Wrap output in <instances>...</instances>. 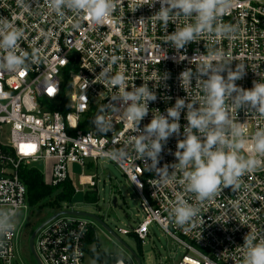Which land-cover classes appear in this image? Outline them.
<instances>
[{
  "label": "built area",
  "instance_id": "2783aa9c",
  "mask_svg": "<svg viewBox=\"0 0 264 264\" xmlns=\"http://www.w3.org/2000/svg\"><path fill=\"white\" fill-rule=\"evenodd\" d=\"M145 2L132 11L140 0H117L112 15L96 24L86 14L67 9L59 17L47 0H24L27 10L17 0H0V18L24 31L19 50L35 53L23 71H0V93L6 94L0 95V212L14 213V228L0 234V264H20L17 243L25 230L21 214L29 210L21 171L35 169L46 186L56 187L70 181L69 167L75 165L81 170L79 185L93 188L95 177L83 173L99 160L117 165L140 198L142 220L129 230L118 229V234L133 235L143 244L155 224L186 252L176 264H244L245 236L249 233L257 242L264 239V166L242 176L238 189L222 188L212 199L200 202L198 216L180 227L170 216L177 199L197 203L180 183L182 173L176 170L169 183H158L154 170L145 165L151 161L139 159L127 143L134 132L111 109L113 132L97 135L92 124L101 106L117 103L111 98L120 89L109 78L118 73L125 77L128 90L147 83L156 93L141 129L150 123L155 110L167 115L178 98L186 103L199 98L195 79L189 97L180 74L186 69L195 71L215 51L222 53L223 62H231L233 70L237 64L245 65L244 75L236 81L239 87L251 89L254 81L264 82V0H232V7L222 16L224 23L237 26L231 38L204 34L182 49L165 42L167 34L191 21L181 16L165 27L153 16L160 9L158 0L152 5L151 0ZM102 68L109 78L100 75ZM186 112L181 111L180 132L164 144L157 167L178 162L175 152L178 141L184 139ZM230 112L244 127L248 143L241 154L247 156L252 135L264 128V116L243 108H230ZM125 147L128 159L109 158V152ZM92 225L84 218L61 216L43 227L33 244L39 264H84Z\"/></svg>",
  "mask_w": 264,
  "mask_h": 264
},
{
  "label": "clouds",
  "instance_id": "9594fccd",
  "mask_svg": "<svg viewBox=\"0 0 264 264\" xmlns=\"http://www.w3.org/2000/svg\"><path fill=\"white\" fill-rule=\"evenodd\" d=\"M26 10L29 5L24 0H17ZM157 0H151L154 4ZM160 9L155 16L165 27L169 21L183 16L186 23L167 34L165 42L176 49H182L190 42H195L204 34L231 38L237 26L224 23L222 16L232 7V0H158ZM48 6L57 16L63 17L65 9L77 14L83 13L96 24H103L115 11L117 0H47ZM145 0L135 5L132 11L145 5ZM143 19V18H141ZM23 29L16 27L7 18H0V71L9 73L21 72L28 68L35 53L19 50V42L23 39ZM215 59L216 63L212 60ZM231 62L222 61V53H210L208 59L197 65L195 71L186 69L180 74L181 85L188 93L195 79L199 90V98L186 103L178 98L175 105L167 109V115L159 110L153 112L150 123L140 128L142 119L148 114V104L157 99L155 91L147 83L128 90L123 74L108 76L102 68L101 76L109 78L110 83L118 86L120 91L110 103L101 106L92 124L97 135L106 137L113 132L115 125L109 117V109L123 117L134 135L127 142L141 160H150L145 164L154 170L158 183L167 184L179 170L185 190L194 194L196 204L185 199H177L171 209L172 221L180 227L190 224L199 214L198 204L212 199L222 188L238 189L241 177L246 173L264 166V128H258L251 137L249 155L241 154L248 140L244 134L242 123L236 122L230 108H241L255 111L264 116V82L254 81L251 89H243L236 84L245 73V65L237 64L235 70ZM226 72L225 77L222 73ZM162 77L161 79H163ZM0 95H6L0 93ZM190 97V96H189ZM117 104L119 106H117ZM199 105L198 107L196 105ZM187 109L188 124L184 127V139L177 143L175 157L177 163L157 167L164 144L173 134H179L181 111ZM106 113L107 115H104ZM254 153V154H253ZM110 159L120 162L128 159L127 147L115 149L108 153ZM169 167L173 171H169ZM156 187L157 185H153ZM14 213L0 212V234L14 228ZM243 247L246 249L244 264H264V239L257 242L256 237L247 234Z\"/></svg>",
  "mask_w": 264,
  "mask_h": 264
},
{
  "label": "rangeland",
  "instance_id": "374dc122",
  "mask_svg": "<svg viewBox=\"0 0 264 264\" xmlns=\"http://www.w3.org/2000/svg\"><path fill=\"white\" fill-rule=\"evenodd\" d=\"M36 168L40 169V166ZM69 168V180L74 188V195L68 205L61 204L59 206L58 212L68 207L74 211L93 215L100 219L108 230L123 243L122 245L106 229L87 219L93 224L96 242L88 245V253L84 264H95L91 259V254L95 253L98 248L106 254L119 256L125 264H136L125 247L139 256L141 264H176L185 255L186 252L183 248L173 238L164 234L155 224L149 227L150 237L141 244L140 249L135 238L118 234V229L129 230L135 226V223L140 222L142 213L139 207V195L134 191L117 165L110 161L99 160L96 167L87 166L83 174L95 177L93 188L79 185L80 168L75 165ZM86 192L95 195L94 202L84 200ZM53 196V194L50 195L39 206H29V210L21 214V218L24 219L25 230L17 243V255L20 264H37L28 249L27 227L32 220L38 219L39 215H43L39 222L43 221L44 214H48L49 210L41 207V205L43 206ZM139 251L141 255H139Z\"/></svg>",
  "mask_w": 264,
  "mask_h": 264
},
{
  "label": "trees",
  "instance_id": "16d2710c",
  "mask_svg": "<svg viewBox=\"0 0 264 264\" xmlns=\"http://www.w3.org/2000/svg\"><path fill=\"white\" fill-rule=\"evenodd\" d=\"M20 178L25 184L27 191H28V204L30 207L39 206V204L46 200L50 195H54L52 198L48 199L46 203L41 207L47 208L48 214H44L45 218L42 222H39L41 217L43 215H39L38 219L32 220L28 227H27V236L30 237V235L33 233L35 229H37L43 222H45L51 215L58 212V208L61 204H69L73 195H74V188L72 186V183L70 181H65L61 184H59L56 187H49L46 186L43 183V178L41 174L35 170V169H24L20 173ZM84 200L86 202H94L95 195L90 192H86L84 194ZM130 237H133V235H129ZM136 239V238H135ZM137 240V239H136ZM95 231L94 228H90L89 233L86 237L85 244L86 245H92L95 243ZM138 247L140 249L141 242L138 241ZM88 253V250H86ZM139 255H141V252L139 251ZM91 259L95 264H115L118 261H122V259L119 256L113 255V254H106L99 248L96 250L95 253L91 254Z\"/></svg>",
  "mask_w": 264,
  "mask_h": 264
},
{
  "label": "water",
  "instance_id": "95a60500",
  "mask_svg": "<svg viewBox=\"0 0 264 264\" xmlns=\"http://www.w3.org/2000/svg\"><path fill=\"white\" fill-rule=\"evenodd\" d=\"M61 216H72V217H77V218H84V219H90L92 221H94L95 223H97L98 225H100L101 227H103L104 229H106L118 242H120L122 245L123 243L110 231L108 230V228L103 224V222L98 219L97 217L93 216V215H89L83 212H79V211H74L72 208L68 209V210H63L61 212H58L54 215H52V217H50L47 221L43 222L37 229H35L33 231V233L30 235L29 239H28V249L31 252V254L33 255L35 261L37 264H39V261L37 260L35 253H34V249H33V244H34V238L36 236V234L46 225H48L50 222H52L53 220L61 217ZM128 252L130 253V255L132 256L134 262L136 264H141L140 262V258L139 256L134 253L133 251H131L129 248L125 247Z\"/></svg>",
  "mask_w": 264,
  "mask_h": 264
},
{
  "label": "bare ground",
  "instance_id": "6f19581e",
  "mask_svg": "<svg viewBox=\"0 0 264 264\" xmlns=\"http://www.w3.org/2000/svg\"><path fill=\"white\" fill-rule=\"evenodd\" d=\"M83 181H86V179H83Z\"/></svg>",
  "mask_w": 264,
  "mask_h": 264
},
{
  "label": "crops",
  "instance_id": "0c3cea01",
  "mask_svg": "<svg viewBox=\"0 0 264 264\" xmlns=\"http://www.w3.org/2000/svg\"><path fill=\"white\" fill-rule=\"evenodd\" d=\"M89 247V246H88Z\"/></svg>",
  "mask_w": 264,
  "mask_h": 264
}]
</instances>
